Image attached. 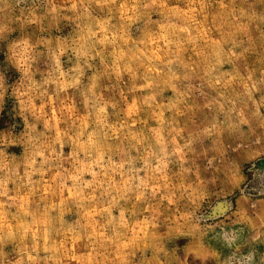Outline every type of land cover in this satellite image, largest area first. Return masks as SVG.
Returning <instances> with one entry per match:
<instances>
[{"label": "clouds", "instance_id": "obj_1", "mask_svg": "<svg viewBox=\"0 0 264 264\" xmlns=\"http://www.w3.org/2000/svg\"><path fill=\"white\" fill-rule=\"evenodd\" d=\"M8 100L0 264H256L264 172L242 188L226 141L264 154V0H0ZM217 181L239 196L209 225Z\"/></svg>", "mask_w": 264, "mask_h": 264}, {"label": "rangeland", "instance_id": "obj_2", "mask_svg": "<svg viewBox=\"0 0 264 264\" xmlns=\"http://www.w3.org/2000/svg\"><path fill=\"white\" fill-rule=\"evenodd\" d=\"M70 31V26H63L62 25V32L67 33ZM227 67V66H225ZM14 77V73H10V79ZM171 93H165V95H170ZM13 102L8 100L5 104L4 113L0 114V128H7L10 127L14 122L18 125L20 124L18 118L16 121H13L11 117V109H12ZM264 111V110H262ZM22 126V125H21ZM20 127H17L16 131H19ZM245 126V131H246ZM255 139V138H253ZM229 144V154L230 156L237 159V162L240 164L241 172L245 177L244 184L241 185L242 188H245L247 191L252 192L255 196L256 193L253 188L256 186V181L254 176L258 172H264V154H260L253 158H246L244 156V152L241 148L238 147L239 141L234 140H227ZM208 142H206L207 144ZM264 143V141H262ZM254 148H259V145H253ZM232 149H236V151H232ZM10 153H16L17 155L20 154L21 149L19 147H11L8 149ZM67 151V148L65 149ZM239 192L229 191L227 187L220 184L218 181L213 185L210 184L208 189L205 193V198L201 203L199 208V213L203 220L208 223L209 225H218L221 223H227L229 218V213L235 205V200L238 198ZM74 217H68V219H73ZM215 231H220L217 227ZM211 236V233H210ZM178 246L182 247L186 240L181 239L175 242ZM215 247L220 248V245L213 241ZM250 248L245 246L241 249L242 253H248ZM231 249L221 248V258L227 259L229 256L232 255ZM264 252V246L257 245L255 248V259L256 264H259L260 253ZM181 256L183 253H180ZM189 264H200L199 260H193L189 257ZM208 264H214L213 261H208Z\"/></svg>", "mask_w": 264, "mask_h": 264}]
</instances>
